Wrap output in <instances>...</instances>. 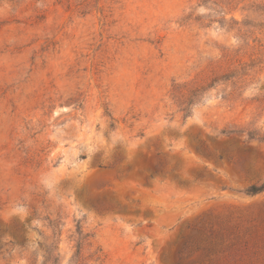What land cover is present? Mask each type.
<instances>
[{"label": "rangeland", "instance_id": "rangeland-1", "mask_svg": "<svg viewBox=\"0 0 264 264\" xmlns=\"http://www.w3.org/2000/svg\"><path fill=\"white\" fill-rule=\"evenodd\" d=\"M263 179L264 0H0V264H264Z\"/></svg>", "mask_w": 264, "mask_h": 264}, {"label": "trees", "instance_id": "trees-1", "mask_svg": "<svg viewBox=\"0 0 264 264\" xmlns=\"http://www.w3.org/2000/svg\"><path fill=\"white\" fill-rule=\"evenodd\" d=\"M186 109V108H185ZM162 168V164H156L153 167V173L160 171ZM151 174V175H152ZM150 175V176H151ZM264 190V179L261 183H252L247 188V193L256 194ZM259 218V217H258ZM261 220L259 221V225H262L263 234L258 235L257 230L252 232L249 241L253 247L264 249V211L260 214ZM223 241L221 233H219L218 238L211 241L208 238L204 237V234L199 230L195 234H190L185 236L183 242L178 245L176 250V261L173 264H188L186 259L194 253L199 252L198 255L200 258L192 261L189 264H204L203 262H207L208 264H218L219 259L216 257H211L215 255L221 248H223ZM81 246L80 243H77V252H79Z\"/></svg>", "mask_w": 264, "mask_h": 264}]
</instances>
